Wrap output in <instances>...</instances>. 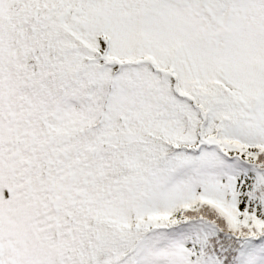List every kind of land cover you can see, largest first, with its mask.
Listing matches in <instances>:
<instances>
[{
  "label": "snow or ice",
  "instance_id": "6c2138e0",
  "mask_svg": "<svg viewBox=\"0 0 264 264\" xmlns=\"http://www.w3.org/2000/svg\"><path fill=\"white\" fill-rule=\"evenodd\" d=\"M0 264H264V0H0Z\"/></svg>",
  "mask_w": 264,
  "mask_h": 264
}]
</instances>
